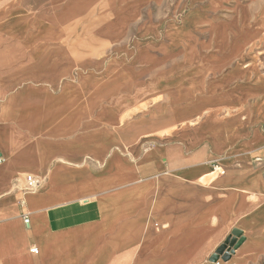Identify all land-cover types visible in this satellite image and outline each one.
Segmentation results:
<instances>
[{
	"label": "crops",
	"instance_id": "crops-1",
	"mask_svg": "<svg viewBox=\"0 0 264 264\" xmlns=\"http://www.w3.org/2000/svg\"><path fill=\"white\" fill-rule=\"evenodd\" d=\"M126 2L0 0V264H211L212 197L264 195V81L165 71Z\"/></svg>",
	"mask_w": 264,
	"mask_h": 264
},
{
	"label": "rangeland",
	"instance_id": "rangeland-1",
	"mask_svg": "<svg viewBox=\"0 0 264 264\" xmlns=\"http://www.w3.org/2000/svg\"><path fill=\"white\" fill-rule=\"evenodd\" d=\"M118 1L127 2L126 11L117 21V31H144L160 18L164 48L152 51L153 57L165 61V71H172L181 79L202 76L205 81L220 76L226 69L230 75H240L237 73L243 62L245 69L251 71L247 73L248 79L264 81V38L256 37L258 31L251 29L257 20V11L264 7V0ZM172 28L178 31H170ZM223 65L227 68L222 69ZM207 89L210 93L216 92L213 83H209ZM212 96V103H217L218 95ZM234 200L221 195L213 196L209 203L213 230L219 224L226 225L227 220L233 224L205 260L211 264H264V221L240 230L235 226L236 214L231 220V212L227 210ZM249 208L245 207L240 217L247 216ZM221 245L225 248L217 253ZM225 252L228 257L223 259ZM215 254L217 258L212 260Z\"/></svg>",
	"mask_w": 264,
	"mask_h": 264
},
{
	"label": "bare ground",
	"instance_id": "bare-ground-1",
	"mask_svg": "<svg viewBox=\"0 0 264 264\" xmlns=\"http://www.w3.org/2000/svg\"><path fill=\"white\" fill-rule=\"evenodd\" d=\"M249 194V204L251 206H249L250 210L247 211L248 215L241 216L237 219V224L239 225L240 230L243 231L264 221V195L259 197V194L255 192H250ZM243 235L246 236L245 234Z\"/></svg>",
	"mask_w": 264,
	"mask_h": 264
},
{
	"label": "built area",
	"instance_id": "built-area-1",
	"mask_svg": "<svg viewBox=\"0 0 264 264\" xmlns=\"http://www.w3.org/2000/svg\"><path fill=\"white\" fill-rule=\"evenodd\" d=\"M255 160L257 162H261L262 161L260 157H256ZM213 167L217 168L218 165L214 164ZM38 185H39V180L38 179L34 178L32 175H27L26 176V186H27L28 189L37 188ZM24 223L26 225H28V223H29V219H28L27 215L24 216ZM31 252L36 253L37 249L35 247H32L31 248Z\"/></svg>",
	"mask_w": 264,
	"mask_h": 264
},
{
	"label": "water",
	"instance_id": "water-1",
	"mask_svg": "<svg viewBox=\"0 0 264 264\" xmlns=\"http://www.w3.org/2000/svg\"><path fill=\"white\" fill-rule=\"evenodd\" d=\"M225 248V245H221L218 249H217V253H222L223 250ZM228 257V253L225 252L222 256L223 259H226ZM217 258V254H215L213 257H212V260L216 259Z\"/></svg>",
	"mask_w": 264,
	"mask_h": 264
}]
</instances>
